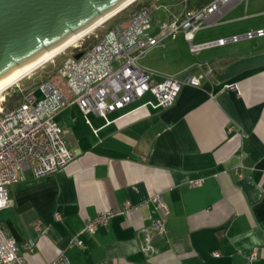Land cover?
Here are the masks:
<instances>
[{
	"label": "crops",
	"instance_id": "obj_1",
	"mask_svg": "<svg viewBox=\"0 0 264 264\" xmlns=\"http://www.w3.org/2000/svg\"><path fill=\"white\" fill-rule=\"evenodd\" d=\"M151 1L139 0L131 11ZM153 1L150 35L158 20L210 0ZM258 29H264V0H235L208 19L193 42ZM263 53L264 36L192 53L179 34L137 61L157 81L182 82L171 106H142L152 99L145 94L108 113V123L89 113L91 125L76 104L59 111L55 121L72 160L38 179L26 171L7 187L9 206L0 210L29 264H264V64L217 78L236 60ZM55 69L46 67L44 78L23 79L21 86H36ZM208 71L198 86L185 82ZM157 193L168 209L164 234L154 226ZM108 210L118 213L93 234L82 232L86 220ZM74 235L82 247L69 244ZM252 252L257 257L250 261Z\"/></svg>",
	"mask_w": 264,
	"mask_h": 264
},
{
	"label": "built area",
	"instance_id": "obj_2",
	"mask_svg": "<svg viewBox=\"0 0 264 264\" xmlns=\"http://www.w3.org/2000/svg\"><path fill=\"white\" fill-rule=\"evenodd\" d=\"M234 1L211 0L199 8L185 10L178 17L166 21L158 20L156 33L150 35L147 30L157 8L156 2L152 0L135 8L126 17L107 28L89 47L84 50L76 49L68 54L48 79L21 90V100L16 105L5 108L2 96L0 210L9 206L7 187L23 180L26 171L30 172L33 179H38L56 172L72 160L73 153L66 147L62 130L55 121V116L65 107L76 104L86 123L91 125L89 113L101 116L108 123V113L122 109L145 94H150L152 99L145 101L142 106L158 109L173 104L182 82L166 76L157 81L153 72L137 63L149 48L163 40H173L179 34H182L192 53L240 39L264 36V29H258L203 43L193 42L196 32L207 20ZM78 52L81 56L76 58ZM209 74L210 71L199 76H191L185 82L198 86L200 79ZM227 87L235 88V84H227ZM36 90L40 92V97L36 96ZM201 181L192 180L189 183L195 186ZM151 201L160 213L154 221V226L157 231L164 234L167 206L159 193L155 194ZM116 213H118L116 210L98 213L85 221L82 232L93 234L100 226L106 225ZM56 218L61 219L59 214ZM69 244L83 246L76 235L70 238ZM33 245L34 243L30 241L25 244V248L30 252ZM256 257V252H252L248 259L251 261ZM0 264H29L1 220Z\"/></svg>",
	"mask_w": 264,
	"mask_h": 264
},
{
	"label": "water",
	"instance_id": "obj_3",
	"mask_svg": "<svg viewBox=\"0 0 264 264\" xmlns=\"http://www.w3.org/2000/svg\"><path fill=\"white\" fill-rule=\"evenodd\" d=\"M125 1L0 0V81L73 33L91 27L108 13L120 12ZM80 56L81 53L75 55ZM261 64L264 53L241 58L217 78L224 81Z\"/></svg>",
	"mask_w": 264,
	"mask_h": 264
},
{
	"label": "rangeland",
	"instance_id": "obj_4",
	"mask_svg": "<svg viewBox=\"0 0 264 264\" xmlns=\"http://www.w3.org/2000/svg\"><path fill=\"white\" fill-rule=\"evenodd\" d=\"M138 1L139 0H136L133 4L129 5L125 9H123L121 12H119L113 18L111 17L106 22L99 25L96 29H94L93 31H91L90 33L85 35L82 39H80L78 42H76L75 45L73 44L74 46L72 45L71 47H68L67 49L63 50V52H60L59 54H57L56 56H54L53 58H51L50 60H48L47 62H45L44 64H42L38 68H36L35 70H33L31 73H29L28 75L23 77L21 80H19L18 82H16L12 86H10L8 89H6L0 95V97H2V96L4 97V101H3L4 107L10 108V107L16 105L21 100V89H23V87L21 86V81L23 79L36 78V76H41V75L44 78V74H46L47 72L49 73V71L46 72V70L44 72V68L47 67V68H50L52 70H54L55 68L57 69L60 66L62 60L68 54H70L71 52H73L76 49L84 50L87 46L92 44L95 41L96 37L101 35L108 28V26L110 24H112L115 20L122 18V17H126L131 12V9L135 6L136 2H138ZM152 23L154 25L155 21L154 20H153V22L151 21L150 27L152 26ZM156 24H157V22H156ZM138 63L141 65V61H139ZM48 66H50V67H48ZM56 69H55V71H56ZM39 72H44V73H39ZM39 74H41V75H39Z\"/></svg>",
	"mask_w": 264,
	"mask_h": 264
},
{
	"label": "bare ground",
	"instance_id": "obj_5",
	"mask_svg": "<svg viewBox=\"0 0 264 264\" xmlns=\"http://www.w3.org/2000/svg\"><path fill=\"white\" fill-rule=\"evenodd\" d=\"M135 1L136 0L125 1V3L123 4L125 5L124 9L128 7L129 5H131L132 3H134ZM116 14L112 15V13H108L107 15L100 18L97 22H95L94 25H92L91 27L85 30L73 33L64 42L60 43L59 45L55 47H52L46 50L45 52H43L42 54H40L39 56L31 60L24 66L20 67L19 69H17L13 73H11L10 75L2 79L0 81V95L10 86H12L13 84L21 80L23 77L31 73L33 70H35L36 68H38L39 66H41L42 64H44L45 62H47L48 60H50L57 54H59L60 52H63V50L67 49L68 47H71L73 44L75 45L76 42L82 39L85 35H87L91 31L96 29L99 25L104 23V20H107V18H111L112 16H115Z\"/></svg>",
	"mask_w": 264,
	"mask_h": 264
},
{
	"label": "trees",
	"instance_id": "obj_6",
	"mask_svg": "<svg viewBox=\"0 0 264 264\" xmlns=\"http://www.w3.org/2000/svg\"><path fill=\"white\" fill-rule=\"evenodd\" d=\"M210 1H211V0H210ZM210 1H209V2H210ZM209 2H207V3H209ZM207 3H206V4H207ZM206 4H204V5H206ZM204 5H203V6H204ZM135 8L137 9V8H139V7L137 6V7H135ZM120 12H121V11H120ZM117 14H118V13H117ZM117 14H116V15H117ZM113 17H114V16H113ZM113 17H112V18H113ZM121 19H123V17H122V18H119V19H117V20H115L112 24H110V25L108 26V28H110L114 23H116L117 21H119V20H121ZM87 47H89V46H87ZM18 96H19V95H18Z\"/></svg>",
	"mask_w": 264,
	"mask_h": 264
}]
</instances>
